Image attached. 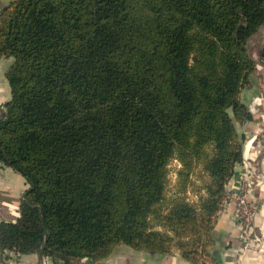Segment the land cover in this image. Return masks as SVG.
<instances>
[{
    "label": "trees",
    "instance_id": "16d2710c",
    "mask_svg": "<svg viewBox=\"0 0 264 264\" xmlns=\"http://www.w3.org/2000/svg\"><path fill=\"white\" fill-rule=\"evenodd\" d=\"M262 28L264 0H6L0 163L27 187L0 260L103 264L124 247L222 263L213 230Z\"/></svg>",
    "mask_w": 264,
    "mask_h": 264
},
{
    "label": "crops",
    "instance_id": "0c3cea01",
    "mask_svg": "<svg viewBox=\"0 0 264 264\" xmlns=\"http://www.w3.org/2000/svg\"><path fill=\"white\" fill-rule=\"evenodd\" d=\"M5 2L6 0H0V8ZM11 61V59L4 58L0 60V117L3 114L4 104L11 96L9 83L5 76V71ZM241 99L252 111L253 119L245 123H237L238 133L244 137L243 159L236 164L234 173L226 187L232 190L237 189L245 168L251 169L250 179L253 189L250 201L253 205L260 206V202L264 198V113H255V107L264 105L263 62H257L254 80L250 87L242 91ZM26 187L24 178L17 171L0 163V222L14 221L18 217L21 198ZM259 206L255 214L253 230L263 236V240L258 248L244 255L234 216L235 202H229L218 212L213 234L215 237L214 248L222 256L220 264H264V210ZM140 258L139 262L132 259L131 264H191L182 258L178 250L165 255L144 252L140 254ZM9 259H15L17 264H40L38 254L35 253L20 257L10 253V257L2 262L8 264L10 263ZM7 260L9 261L6 262ZM124 260H126L125 256ZM119 262L125 263L126 261L124 262L121 258ZM119 262L116 264H120Z\"/></svg>",
    "mask_w": 264,
    "mask_h": 264
},
{
    "label": "built area",
    "instance_id": "2783aa9c",
    "mask_svg": "<svg viewBox=\"0 0 264 264\" xmlns=\"http://www.w3.org/2000/svg\"><path fill=\"white\" fill-rule=\"evenodd\" d=\"M246 168L244 174H242V176L240 177V182L237 189L232 190L227 187L225 188L226 194L222 204L223 207L231 201L235 202L236 208L234 216L237 223L238 238L242 243L243 255L249 254V252L258 248L263 240V236L257 234L253 230L255 214L259 209V205L255 206L250 201L251 192L253 189L250 179L252 176V170ZM259 207L264 210V198L261 200ZM45 263H50V261L47 260Z\"/></svg>",
    "mask_w": 264,
    "mask_h": 264
},
{
    "label": "rangeland",
    "instance_id": "374dc122",
    "mask_svg": "<svg viewBox=\"0 0 264 264\" xmlns=\"http://www.w3.org/2000/svg\"><path fill=\"white\" fill-rule=\"evenodd\" d=\"M263 37H264V28L261 29L260 33H258L254 37L253 41L250 43V46H251V48L253 50L256 49V43L258 41H260ZM254 56H255L257 62L259 63L260 60H259V57L257 55V52H255ZM263 108H264V105L263 104L256 106L255 107V113H257V114H259V113L261 114L262 113L263 114L264 113V109ZM179 166L180 165L178 164V162L176 160L172 161L170 163V165H169V169H170L169 175H168V178H169V187L173 186V184H174V182L176 180V171H177V169H178ZM141 253L143 254L144 252L143 251H133L131 249H126V248L123 247L119 251L118 254H116L115 256H113L111 259H108L103 264H116V263H118L121 260V258H123V261L124 262L126 261V262L125 263L119 262L120 264H131V262H132L131 260L132 259H135L134 261L139 262V260H141V258L139 259V256H140ZM124 256H125V259L126 260H124ZM38 257H39L40 264H46L45 262L47 260L50 261L49 258L40 257L39 255H38ZM9 260L6 261V262H8V261L10 262L8 264H17L15 259H9ZM2 261L3 260H0V264H6L5 262H2ZM47 264H52V263L50 261V263H47ZM84 264H86V263H84Z\"/></svg>",
    "mask_w": 264,
    "mask_h": 264
},
{
    "label": "bare ground",
    "instance_id": "6f19581e",
    "mask_svg": "<svg viewBox=\"0 0 264 264\" xmlns=\"http://www.w3.org/2000/svg\"><path fill=\"white\" fill-rule=\"evenodd\" d=\"M263 98V97H262Z\"/></svg>",
    "mask_w": 264,
    "mask_h": 264
}]
</instances>
